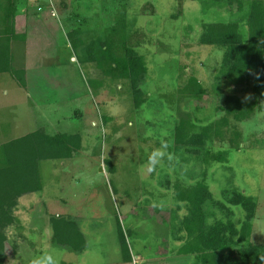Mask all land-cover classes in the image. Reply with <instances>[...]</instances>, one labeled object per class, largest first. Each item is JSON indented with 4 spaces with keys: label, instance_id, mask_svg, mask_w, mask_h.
Returning a JSON list of instances; mask_svg holds the SVG:
<instances>
[{
    "label": "rangeland",
    "instance_id": "rangeland-1",
    "mask_svg": "<svg viewBox=\"0 0 264 264\" xmlns=\"http://www.w3.org/2000/svg\"><path fill=\"white\" fill-rule=\"evenodd\" d=\"M52 1L53 15L32 14L28 40L12 42L15 65L26 70V87L9 73H0V144L43 126L49 132L81 131L82 149L70 159L41 161L42 190L23 195L16 210L24 225L22 235L15 227L8 230L18 244L11 264H37L52 249L60 253L58 264H195L194 255L175 251L181 241L174 238L171 224L187 213V207L184 202L178 206L173 191L162 184L165 175L176 176L167 162L174 163L176 155L167 150L183 114L189 113L198 126L223 114L217 107L229 90L223 83L221 91L215 89L223 50L200 44L199 36L205 22L239 19L237 4L214 5L211 0L115 4L127 6L130 43L148 66L142 82L148 99L135 109L123 81L100 76L95 64L85 61L87 53L75 50L76 36L69 33L79 28L78 38L85 43L105 35L107 19L112 24L115 12L111 0ZM42 4L51 12L46 0ZM29 6L35 7L31 1ZM25 17H19V32L25 30ZM190 74L199 77L208 91L201 100L184 98L178 91ZM237 92L246 100L257 97L247 84ZM259 100L262 105L264 99ZM102 114L109 115L107 124ZM233 123L242 132L241 149H230L226 162L212 161L205 179L216 199L223 200L222 190L233 187L255 197L258 208L251 239L264 242V108ZM208 146L217 152L229 143L215 140ZM182 157H176V166L197 171L195 160ZM105 158L115 165L114 172H106ZM185 174L181 172L180 178L188 182L200 178ZM233 209L234 219L244 218L240 206ZM54 213L77 218L88 242L83 252L52 242L49 217ZM217 214L223 216L219 210ZM117 216L126 230H133L128 236L132 262L122 260Z\"/></svg>",
    "mask_w": 264,
    "mask_h": 264
},
{
    "label": "trees",
    "instance_id": "trees-1",
    "mask_svg": "<svg viewBox=\"0 0 264 264\" xmlns=\"http://www.w3.org/2000/svg\"><path fill=\"white\" fill-rule=\"evenodd\" d=\"M122 1L111 0L115 12L112 24L106 17L108 24L106 22L105 35L85 43L84 39L78 38L79 28L69 33L76 36L75 50L87 53L85 61H92L100 76L123 81L137 109L148 99L142 87L148 66L144 55L130 43L127 6H115ZM211 1L214 5L236 3L241 16L236 20L205 22L199 36L200 44L214 45L223 50L221 79L215 83L216 90L221 91V83L229 90L222 104L217 107L223 114L206 125L198 126L192 116L185 113L172 130V144L167 151L176 156L174 163L170 160L167 162L174 166L176 176L172 179L170 175H165L162 184L173 191L178 206L184 202L187 207V213L178 222L171 224L174 238L181 241L175 251L177 254L194 255L195 264H264V242L251 239L258 208L255 197L239 187H233L222 190L223 200L216 199L205 179L207 166L212 161L226 162L230 149H241L242 132L236 128V124H232V120L241 122L250 119L257 109L264 108V102L262 105L259 103V99H264V0ZM29 2L0 0V73H9L23 88L27 84L26 70L15 65L12 42L28 40L32 24V16H29L36 13L33 10L35 7L29 6ZM20 6L30 8L24 11L28 18L23 32L16 30ZM182 74L183 71L179 75L180 79ZM244 84L249 85L257 97L244 99L237 92L238 87ZM178 91L184 98L197 100L208 95L201 79L194 74L188 76ZM101 118L103 124L110 120L109 115L105 114ZM82 136L81 131L49 132L46 127L39 126L0 144V264H11L18 254V244L8 230L15 227L19 235H22L24 225L16 210L23 195L42 190L41 161L74 157L82 149ZM215 140L227 141L229 147L213 151L208 142ZM178 155H184V161L195 160L197 171L195 168H187L184 172V166H176L179 165V161H176ZM104 164L109 166V172L116 170L109 158L104 159ZM181 172L190 178H200L188 182L180 178ZM233 206H240L244 211L243 219H234ZM217 210L223 216H218ZM117 220L122 260L132 262L134 256L128 236H132L133 230H126L118 216ZM49 222L52 242L75 252L86 249L87 238L77 218L54 213L50 215Z\"/></svg>",
    "mask_w": 264,
    "mask_h": 264
},
{
    "label": "clouds",
    "instance_id": "clouds-1",
    "mask_svg": "<svg viewBox=\"0 0 264 264\" xmlns=\"http://www.w3.org/2000/svg\"><path fill=\"white\" fill-rule=\"evenodd\" d=\"M59 255L60 253L58 250L52 249L40 257L37 264H58Z\"/></svg>",
    "mask_w": 264,
    "mask_h": 264
},
{
    "label": "crops",
    "instance_id": "crops-1",
    "mask_svg": "<svg viewBox=\"0 0 264 264\" xmlns=\"http://www.w3.org/2000/svg\"><path fill=\"white\" fill-rule=\"evenodd\" d=\"M31 1V0H30ZM32 2V1H31ZM44 5V7H45V4H43ZM34 6V5H33ZM49 8V7H48ZM25 9H26V6H20L19 7V13H18V15H17V20H16V22H17V28H18V26H19V24H18V20H19V17L20 16H23V15H25V13H24V11H25ZM35 10H36V8H35ZM43 11H45V13H46V16H48L49 17V15L51 16V15H53V10H51V12H49L50 10H44L43 9ZM36 13H37V11H36ZM36 13L34 14V15H36ZM33 13H31V15H32ZM31 15L29 16V17H31ZM39 15V14H38ZM40 16V15H39ZM38 16V17H39ZM27 18H28V16L27 17H25V19H24V21H25V26L24 27H26V21H27ZM24 31V30H23ZM23 31H21V32H23ZM19 32V31H18ZM21 42V41H19V40H16L15 42ZM14 42V41H13ZM24 42V41H23ZM14 43H12V45H13ZM12 49H13V54H15V52H14V48L12 47ZM14 57H16V55H14ZM68 262H65V263H63V264H67Z\"/></svg>",
    "mask_w": 264,
    "mask_h": 264
},
{
    "label": "built area",
    "instance_id": "built-area-1",
    "mask_svg": "<svg viewBox=\"0 0 264 264\" xmlns=\"http://www.w3.org/2000/svg\"><path fill=\"white\" fill-rule=\"evenodd\" d=\"M32 4L35 6L37 12H41L44 8L42 4V0H31ZM49 3V6L52 8L53 12H55L54 4L52 0H46Z\"/></svg>",
    "mask_w": 264,
    "mask_h": 264
},
{
    "label": "water",
    "instance_id": "water-1",
    "mask_svg": "<svg viewBox=\"0 0 264 264\" xmlns=\"http://www.w3.org/2000/svg\"><path fill=\"white\" fill-rule=\"evenodd\" d=\"M100 170H103V167H100ZM105 170H106V172L109 170V166L108 165L105 166Z\"/></svg>",
    "mask_w": 264,
    "mask_h": 264
}]
</instances>
